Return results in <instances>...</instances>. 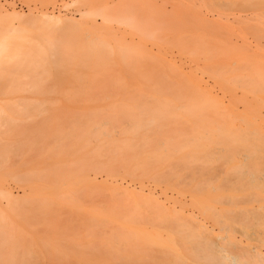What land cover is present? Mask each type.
Segmentation results:
<instances>
[{
  "label": "rangeland",
  "instance_id": "374dc122",
  "mask_svg": "<svg viewBox=\"0 0 264 264\" xmlns=\"http://www.w3.org/2000/svg\"><path fill=\"white\" fill-rule=\"evenodd\" d=\"M220 250L264 264V0H0V264Z\"/></svg>",
  "mask_w": 264,
  "mask_h": 264
},
{
  "label": "bare ground",
  "instance_id": "6f19581e",
  "mask_svg": "<svg viewBox=\"0 0 264 264\" xmlns=\"http://www.w3.org/2000/svg\"><path fill=\"white\" fill-rule=\"evenodd\" d=\"M17 15V14H16ZM38 15V14H37ZM4 17H9V18H12L11 16H8V15H4ZM14 17H16V19H20L21 17H17V16H14ZM13 17V18H14ZM46 18V19H45ZM52 19V17H48L47 15H44V14H40V16H38L37 18H33V17H28V18H26L25 20H27V21H34V20H46V21H50ZM26 21V22H27ZM47 23V22H46ZM58 23H60V22H58ZM3 34V33H2ZM21 38V37H20ZM22 39V38H21ZM67 48H68V46H67ZM63 49H64V47H63ZM62 49V50H63ZM65 49H66V47H65ZM64 51H67V50H64ZM234 64V63H233ZM32 65H33V63H32ZM47 75V74H46ZM226 78V77H225ZM227 79V78H226ZM228 80V79H227ZM247 84V83H246ZM231 87V86H230ZM241 100V99H240ZM242 100H244V99H242ZM255 100H256V98H255ZM177 109H179V108H177ZM138 115V114H137ZM97 117V116H96ZM126 118H129V117H126ZM117 118L116 117H114V116H111V118H110V120H107V119H104L103 117H101V116H98L97 118H96V120H95V123H94V130L96 131L94 134H95V136L93 137V145H94V147H95V149L96 150H101L102 148H104L105 146L107 147L108 145H111L113 142H114V137L112 136V134H111V132H112V129L114 128V126L116 125V124H118L119 123V121H117L116 120ZM151 122H153V121H150V123ZM84 123V122H83ZM93 125V124H92ZM149 126H150V124H149ZM84 127H85V125H84ZM123 130H124V132L125 133H128V129L127 128H123ZM218 130V129H217ZM258 132V131H257ZM180 134H181V131L179 132ZM82 134V133H81ZM86 133H84V135H80L81 137H79V139H78V143H82V145H83V147H87L88 146V144L86 143V142H88V139H86V137L85 136H87V135H85ZM207 135L209 134V133H206ZM252 134V133H251ZM230 135H231V132H230V130L228 129V130H226V131H223L222 132V136L224 137V138H226V136H228V137H230ZM178 136H182V135H178ZM231 138V137H230ZM179 139H181V138H179ZM205 139H207V140H209V138L208 137H206ZM234 139V138H233ZM181 141H183V139H181ZM87 144L86 146H84V144ZM211 144V142H209L208 144H206V148H207V150H208V147H209V145ZM80 145V144H79ZM82 145H80V146H82ZM140 150V149H139ZM232 150V149H231ZM249 151V150H248ZM190 154V150L187 152V155H189ZM166 156V155H165ZM189 157V156H188ZM221 230V229H220ZM226 234V233H225ZM205 239V238H204ZM221 239V238H220ZM234 242H232V244L234 243V244H236V246H238L239 248H240V250L243 252V254H245L244 253V251H243V248H242V246H243V244H242V242L240 241V240H233ZM204 242V241H203ZM215 242H213V244H214ZM227 244V243H226ZM231 244V243H230ZM210 245V244H209ZM216 245V244H215ZM219 248V247H218ZM228 248V247H227ZM235 249V248H234ZM248 253H250V254H254V255H256V256H261V253L255 248V247H251L250 249H246V248H244ZM215 250V249H214ZM219 252V254H220V252H221V254H220V256L219 257H221V259H223V260H226L227 262H228V264H238L239 263V256H237V254L236 253H226V251H224V250H220V251H218ZM216 255V254H215ZM242 255V254H241ZM263 256H264V253L262 254ZM210 258V257H209ZM248 258V257H247ZM196 259V258H195ZM244 260V259H243ZM242 260V261H243ZM195 261V260H194ZM210 261V260H209ZM217 261H218V259H217ZM221 261V260H220ZM223 263V262H222ZM245 263V262H244Z\"/></svg>",
  "mask_w": 264,
  "mask_h": 264
}]
</instances>
